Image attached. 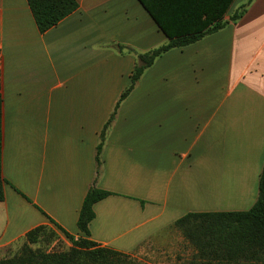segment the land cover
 <instances>
[{"label":"crops","instance_id":"0c3cea01","mask_svg":"<svg viewBox=\"0 0 264 264\" xmlns=\"http://www.w3.org/2000/svg\"><path fill=\"white\" fill-rule=\"evenodd\" d=\"M75 1L41 34L26 0H0V260L42 225L66 250L62 231L134 259L185 215L249 210L264 163V0L231 22L247 2L234 0L228 25L155 60L120 104L98 174L100 133L135 66L126 48L167 39L138 0ZM184 3L209 21L210 0H171ZM92 186L111 195L86 237L77 220Z\"/></svg>","mask_w":264,"mask_h":264},{"label":"trees","instance_id":"16d2710c","mask_svg":"<svg viewBox=\"0 0 264 264\" xmlns=\"http://www.w3.org/2000/svg\"><path fill=\"white\" fill-rule=\"evenodd\" d=\"M143 8L154 20L158 28L165 35L166 43L145 53L135 54V66L131 73L128 86L123 90L107 122L100 133L99 144L96 149L97 174L101 166L100 154L109 128L114 122L120 104L130 95L144 72L149 69L155 60L172 49L187 47L211 35L226 25L219 19L226 14L234 0H210V7L202 10L204 19L209 21L198 22L188 17L186 3L182 6L171 4V0H138ZM253 0L241 6L230 17L231 22L239 20L246 8ZM38 31L43 34L56 26L64 18L77 10L75 0H26ZM207 5V4H206ZM213 11L209 15L208 11ZM181 12V16H176ZM2 99L0 96V202L4 200V184L2 177ZM109 192L94 186L86 193L77 220L78 230L86 237L89 236V223L94 219L93 206L98 201L110 196ZM174 227L179 229L184 237L196 250L193 259L198 264H264V163L262 165L257 197L251 208L244 212L232 213H202L188 214L178 219ZM72 246L61 252H47L38 246L42 242H52L55 233L46 226H39L28 232L17 251L0 260V264H136L135 260L126 253L111 248L101 247L88 238L74 240L69 234L62 231Z\"/></svg>","mask_w":264,"mask_h":264},{"label":"rangeland","instance_id":"374dc122","mask_svg":"<svg viewBox=\"0 0 264 264\" xmlns=\"http://www.w3.org/2000/svg\"><path fill=\"white\" fill-rule=\"evenodd\" d=\"M245 0H239L243 4ZM239 4V5H241ZM52 237V242H42L38 246L47 252H61L66 250L64 243L59 240L58 235ZM196 252L192 244L184 237L179 229L170 228L159 236H156L152 242L142 248L134 258L136 264H198L197 259H193Z\"/></svg>","mask_w":264,"mask_h":264}]
</instances>
